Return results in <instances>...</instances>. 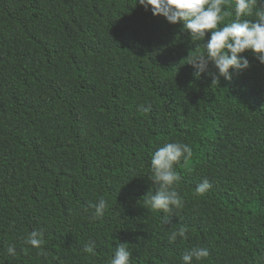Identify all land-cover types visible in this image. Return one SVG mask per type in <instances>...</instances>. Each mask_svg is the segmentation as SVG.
I'll use <instances>...</instances> for the list:
<instances>
[{
  "label": "trees",
  "instance_id": "obj_1",
  "mask_svg": "<svg viewBox=\"0 0 264 264\" xmlns=\"http://www.w3.org/2000/svg\"><path fill=\"white\" fill-rule=\"evenodd\" d=\"M183 27L138 0H0V264H110L119 243L131 264L197 247L211 255L193 264H264V65L248 52L250 69L212 87L213 65L199 79L187 65L211 35L193 44ZM167 143L192 149L172 216L142 200ZM33 231L43 249L24 243Z\"/></svg>",
  "mask_w": 264,
  "mask_h": 264
},
{
  "label": "clouds",
  "instance_id": "obj_2",
  "mask_svg": "<svg viewBox=\"0 0 264 264\" xmlns=\"http://www.w3.org/2000/svg\"><path fill=\"white\" fill-rule=\"evenodd\" d=\"M138 3L146 11L151 9L153 16L166 19L170 25L182 24L183 32L190 35L193 44L205 41L208 35H211L204 46L205 53L193 56L190 52L187 65L196 69L194 75L197 79L208 72L209 65H213L218 70V76H212V87L220 85V77L231 81L232 70L240 73L250 69V62L242 58L248 52L254 54L264 65V3L261 0H138ZM233 14L235 18L221 27ZM253 15L255 21L244 19ZM191 157L192 149L183 143H167L155 152L151 160V181L155 185V191L150 190L142 199L148 209L172 216L174 209L179 210L183 207L184 202L176 190L181 177L175 167L182 160L186 161ZM211 187L209 181L205 179L197 186L195 195L203 197ZM91 207L94 209L95 218L103 219L108 204L101 198L98 204ZM163 223L169 224L171 220L166 217ZM188 231L187 227L173 231L169 243H176L178 238L187 240ZM24 243L36 249H43L45 245L43 232L33 231ZM24 251L27 255V250ZM84 251L92 256L97 255L94 243H90ZM8 255H17L14 246L8 248ZM39 255L46 257L48 253L41 250ZM210 255L207 248H193L184 255L183 264H193L194 259L203 261ZM131 259L132 253L128 250V244L119 243L110 264H131Z\"/></svg>",
  "mask_w": 264,
  "mask_h": 264
}]
</instances>
